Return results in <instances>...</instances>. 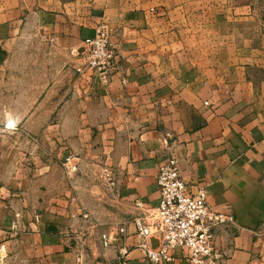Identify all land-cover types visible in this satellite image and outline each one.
<instances>
[{"label":"crops","instance_id":"obj_1","mask_svg":"<svg viewBox=\"0 0 264 264\" xmlns=\"http://www.w3.org/2000/svg\"><path fill=\"white\" fill-rule=\"evenodd\" d=\"M101 23L118 55L106 83L75 71ZM0 105L11 123L43 121L28 131L44 138V183L56 167L67 176L65 158L79 165L71 187L64 177L41 206L16 210L17 228L12 213L0 225V264H73L79 253L149 264L132 221L137 201L158 203L166 134L188 189L234 217L226 264H264V0H0ZM101 163L118 194L95 176ZM121 228L103 248L100 235ZM187 256L177 248L166 264Z\"/></svg>","mask_w":264,"mask_h":264},{"label":"built area","instance_id":"obj_2","mask_svg":"<svg viewBox=\"0 0 264 264\" xmlns=\"http://www.w3.org/2000/svg\"><path fill=\"white\" fill-rule=\"evenodd\" d=\"M80 56L81 64L75 71L78 74L89 73L90 77L107 82L115 70L117 48L111 41L104 23L95 28L94 37L83 41ZM15 129L13 123L6 124ZM170 135L166 134L162 145L168 158L158 167L155 185L158 203L155 207L145 208L140 202L135 207L142 211L141 216L133 219L132 224L140 236L138 247L143 251L149 264H166L173 261V252L177 248L188 252L187 264H226L228 250L224 238L234 225L233 216L225 215L206 201V193L198 189L192 193L184 183L178 169V162L171 151ZM62 166L67 175L78 172L79 165L74 158L67 157ZM99 180L111 193L118 194V183L113 168L107 164H99ZM20 214H15L11 228L19 226ZM125 234L121 228L111 237L108 233L100 235L103 248L110 247L117 235ZM264 237V227L261 231ZM155 242V247L152 246ZM126 253H120L124 256ZM126 262H122L125 264ZM73 264H88L82 254H78Z\"/></svg>","mask_w":264,"mask_h":264},{"label":"rangeland","instance_id":"obj_3","mask_svg":"<svg viewBox=\"0 0 264 264\" xmlns=\"http://www.w3.org/2000/svg\"><path fill=\"white\" fill-rule=\"evenodd\" d=\"M33 47V41L25 42V49ZM21 59L27 60V58ZM26 91V89L22 90L21 94H26ZM24 107V109L21 108L22 111H25L28 106ZM12 112L10 105H0V225L11 213L14 214V220L16 210L23 206H41L43 200L40 195L48 190L52 191L50 189H54L56 185L64 182V177L68 186L71 187L70 179L67 178L79 176V169L76 174L67 175V177L61 172V169L56 167L48 172L50 180H46L44 183L42 181L44 173L42 171L34 173L35 162H43L44 156H47V153L44 154L42 150L44 138L42 134L34 135L28 131L29 127L36 130L43 129L44 123L35 121L31 122L29 127L26 125L23 127V122L15 120L13 126L16 128L11 130L6 124L10 122ZM61 168L65 170L63 167ZM95 176L99 179V175Z\"/></svg>","mask_w":264,"mask_h":264},{"label":"water","instance_id":"obj_4","mask_svg":"<svg viewBox=\"0 0 264 264\" xmlns=\"http://www.w3.org/2000/svg\"><path fill=\"white\" fill-rule=\"evenodd\" d=\"M81 51H82V50H81ZM155 244H156L155 242H152V246H153V247H155Z\"/></svg>","mask_w":264,"mask_h":264}]
</instances>
